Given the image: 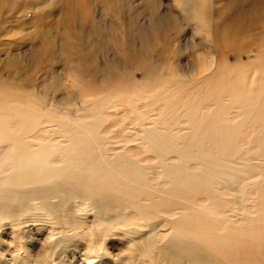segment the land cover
Instances as JSON below:
<instances>
[{
	"label": "bare ground",
	"instance_id": "obj_1",
	"mask_svg": "<svg viewBox=\"0 0 264 264\" xmlns=\"http://www.w3.org/2000/svg\"><path fill=\"white\" fill-rule=\"evenodd\" d=\"M86 1L103 4L109 0ZM177 1L183 2V15L173 10L161 13L154 0H141L142 14L149 15L148 26L143 21L140 24L141 20H128L127 27L118 29L112 24L111 30L103 26L85 36L84 26L73 34L68 24L61 48L49 52L40 42L58 17L66 16L65 0H52L48 12L44 11L47 0H0L7 5L6 19L31 14L28 23L35 30L10 42L3 34L10 32L6 21L0 22V68L10 57L24 63L23 56L18 58L13 50L26 44L32 46L28 57L43 67L38 77L25 74L27 68L20 63L11 74L0 75V232L5 233L4 227L9 225L10 246L16 240L26 242L22 231L32 224L39 234L47 227L41 239L49 255L65 243L83 240L99 256L103 251L98 253L99 243L105 246L114 235L139 246L138 253L129 256L138 264H264V123L260 135L253 128L264 111L232 102L240 96L242 103L264 102V90L251 94L259 96L253 102L254 97L246 96V88H257L250 75H245V86L234 94L233 84L227 82L231 101L212 116L190 98L202 95L213 105L210 93L183 90L179 85L170 88L165 97L155 92L150 101L134 103L145 92L141 81L162 74L165 64L185 72L195 69L196 59L206 60L209 66L205 71L199 68L192 78L201 87L220 72L225 55L217 48L226 46L220 37L221 25L216 27L214 41L208 33L205 47L194 40L192 50L181 44L185 26L179 22L192 23L197 31L195 21L200 20L211 28L207 21L210 5H200L199 0ZM114 2L129 4V0ZM104 6L109 9V4ZM120 30L128 39L126 45L119 42ZM169 32L175 33L170 48L167 42L164 50L144 59L137 55L139 38L144 36L151 44L153 33L167 36ZM125 46L135 55L124 54L121 49ZM215 56L219 65L206 73L214 66L210 58ZM123 61H136L132 72L125 71ZM136 71L144 76H136ZM165 83L159 79L150 90ZM39 89L44 101L37 102L34 96ZM162 100L168 101L158 113L155 105ZM191 104L198 111L189 108ZM256 109L260 111L253 113ZM129 111L132 122L127 121ZM188 113L200 116H190L192 121L178 131L175 126L180 121L175 116L188 117ZM117 117L119 121H114ZM115 127L119 136L110 134ZM204 142L206 148L200 150L199 144ZM158 161H162L161 170ZM127 217L136 222H126ZM3 251L0 255L6 253Z\"/></svg>",
	"mask_w": 264,
	"mask_h": 264
},
{
	"label": "rangeland",
	"instance_id": "obj_2",
	"mask_svg": "<svg viewBox=\"0 0 264 264\" xmlns=\"http://www.w3.org/2000/svg\"><path fill=\"white\" fill-rule=\"evenodd\" d=\"M154 1L156 2L155 7H157L158 11L161 13L166 12L167 10H173L172 12L174 13L182 14L183 2L178 3L177 0H154ZM207 1L199 0L200 5L205 4L208 7L210 5V12L207 15V21L208 22L211 21V25H212L211 28L213 31L211 30V28H208L205 25H203V23L200 20L195 21L199 28V30L197 31L193 28L194 26L191 25L192 23L189 26L185 21L181 20L179 22V25L180 23H182L181 25L185 26V27L183 26L184 31L183 33H181V37H182L181 44L183 45L184 49L192 50L190 46L194 40V41H200L201 46L205 47V45H207L206 41H208L207 39L209 38L208 33H210L211 35L209 39H211L210 41L212 42L213 40L212 38L215 37V35L217 34L218 26L221 25V28L223 29L220 30V34H221L220 37L224 38V40L226 41V46L220 45L217 49L218 50L221 49L224 52L225 56L220 65L218 63L217 56H215L214 58H210L211 62L214 61V64H213L214 66L212 68H209L206 72V73L213 72L214 69L219 65L220 72L218 73V75L214 76L215 78L212 81L206 83L205 86L201 87L200 85L197 86L192 78H193V75L195 77V71L197 72L199 68L205 71V69L209 66V63L206 62V60L204 61V59H200V60L196 59L195 60L196 70L193 67V68H188L185 72H181L179 70V67H176L174 65L165 64L163 65L161 69L162 74L160 73L153 74L151 75L153 77H149L146 80L141 81L144 84L145 92L144 93L142 92L140 97L136 96L138 99H136L134 103H137L141 99H147L150 101L152 99V95L155 92H157L161 97H165L167 95V92L170 91V88H172L174 85H179L181 88H183V90H191L196 93H202V92L210 93V98H213L214 100L213 105L207 104V100H204L202 95L190 97V98L191 100H197L198 104L201 105L204 111L211 112L209 116H212L214 114V110H217V111L223 110L224 104L226 103L227 105V103L231 101L229 100V97H228V94H229L228 89L230 87H228L227 85L230 83L233 84V94L239 89L242 90L243 86H245L243 84V81H245L246 74L250 75V78L252 79V83H254V86H257L255 90H253L251 86L249 88H246V93H248V95L246 96L254 97L250 101L256 102V98H258L259 96H255L251 94H253L254 92L260 91V90H264V0H207ZM209 1L210 2L212 1V2L209 3ZM51 2L52 0L50 1L47 0V2L44 4L45 12L50 11L51 7L53 6ZM108 2H104L103 4H100V3L95 4L94 2H87L86 0H65V3L63 5L65 6L64 10H65L66 16L62 15L58 17L59 21L52 24V26L50 27V31L48 32L47 36L43 39V41L40 42V45L44 46L49 52L58 51L61 48V40L63 39V30L64 28L68 26V24H70V27H72L73 34L76 31H80L82 27L84 26L85 36H87L88 34H91L92 32L95 33L96 29L103 30L104 29L103 26H105L106 30H108V28L109 30H111L110 26H112V24H115L116 28L118 27V29H120L122 28V26L127 27V22L129 21H132V22L134 21L135 23H137L140 20L141 21L139 23L141 24V22L143 21V24L145 23L144 24L145 26L147 25L146 22L148 23L150 20L149 15L142 14L141 12V10L143 9V4L141 3V0H129V4L127 5L118 4L119 2L118 3L114 2V0H109ZM105 4H109V7H108L109 9L107 8L105 9V6H104ZM7 14H8L7 5H5L4 3L3 4L0 3V22L6 21L5 23H6L7 31H10L9 32L10 34L3 33L5 34V37H4L5 40L8 39L7 41H10V42L11 41L18 42L22 40L21 38L25 37L27 34L35 33L32 23H28L30 20L31 14L26 15V16L23 14H17V16L14 18L6 19L5 17ZM68 15H70L71 18H67ZM123 18H124V21L122 20ZM49 23H50V20H48L47 24ZM118 32H120L118 35L121 37V39L119 38V42L123 45H126V41L128 39L124 37V32H122V30ZM172 33L173 32H169L168 33L169 36L168 35L165 36L162 33L161 35L158 33H153V37L151 38V41H152L151 44H149L146 41L147 39H145V37L142 36L143 38H139V41L136 42L135 44L137 55L142 56L141 59H144L147 57L148 54L152 55L154 51L157 52L159 50H164L167 42L169 43V48H170V44L175 39L174 38L175 33L173 34ZM145 46L150 47V49L145 50L144 49ZM29 49L31 51L32 46L26 44V45H23L22 48L19 50H13V54L17 56L18 58L21 59V57L23 56L22 61L24 63H20L21 61H19L17 58L10 57V59L7 60V63H5L7 65H4L3 67L0 68V71H1L0 75L2 74L4 75V73H5L4 76H6L8 73L11 74V72H13L12 70H14L13 67L17 69L16 67H19V65L21 64L20 67L25 66L24 68L28 69V70L24 69L23 72L25 74L26 73L36 74V76L38 77V75L42 72V71L39 72V70L43 67L40 62L37 63L38 61H36L37 63L36 64L31 58L28 57V54L30 53ZM121 50L128 57H131V53L133 52L132 48L125 46ZM141 50H144L145 52H143L142 54L138 53ZM202 51H204V49L199 50V52H197V55L198 53L199 54L202 53ZM133 54L135 55L134 52ZM184 54L185 53H182L181 57H184L185 56ZM212 55L214 54H207V56H212ZM4 56L5 55H2V58ZM3 59H5V57ZM8 62L11 65L8 64ZM156 63H159V62L156 61ZM223 63H226V64H223ZM135 65H136V61H132V62L123 61L121 63V66L127 72H132ZM147 71L149 72L148 69ZM244 72L246 73L243 74ZM135 75L138 77L144 76L142 75V71H136ZM162 78L166 81V83L164 85L159 86L156 89L150 90V85L153 83H156L159 79H162ZM250 78L247 82L251 80ZM175 81L177 82L176 84H175ZM223 82L225 83L230 82V83L225 84ZM42 94H43V91L40 89L35 91L34 100L37 102L38 101L40 102V100L44 101L42 98ZM238 100L242 101L241 96L238 98H235V100L233 99L232 102L233 103L236 102L237 103L236 105L239 107L240 106L256 107L264 111L263 101H260L257 104H252L249 102L242 103V102H239ZM167 101L168 100H162L158 102V104L155 105L156 112L158 113L161 112L163 108L166 106ZM191 107H195L196 110L198 111V108L196 107L195 104H191L189 108ZM259 109H256L253 113H255L257 110L260 111ZM129 112L126 114V117H129V119L127 118L128 119L127 121L132 122L134 120V117H130L132 112L131 111ZM190 116H200V115H194L192 113H188V117L184 116L182 118H179L178 115L175 116L174 119L177 121V123L178 121H180V124H177L175 126L178 131H181L182 126H187V124L190 121H192ZM221 117L225 118V116L220 113V118ZM242 117L246 121H248L246 116L242 115ZM121 118L123 117L121 116ZM114 121H119V118ZM257 122L258 124H256L253 128L255 131L258 132V135H260L261 133L259 132L264 123V114L257 120ZM114 124L115 122L113 123V125ZM118 127L119 126H117V128ZM105 130L107 129H103V131ZM110 130H113L110 133L112 136H119L116 130V127L111 128ZM189 130L190 129H185L184 131H189ZM199 145H200L199 146L200 150H202V148H206L205 142L200 143ZM161 162L162 161H158L157 167L159 170L162 169ZM149 171L151 170L149 169ZM200 194H207V193L202 192ZM200 198L201 196L197 198L196 201H198V199ZM183 202L190 204L191 201H187L186 199H184ZM78 205H80V203ZM125 221L129 223L136 222V220L130 221L129 217H127ZM137 224L138 223H135V225ZM8 226L9 225L4 227L6 229L4 230L5 233L0 232V234H3L1 235L2 236L1 239H4V241L0 239V250L2 251L4 250L3 253L4 252L7 253L9 251L11 255L10 253L1 254L0 261L2 259L3 260L1 261L0 264H11V263L12 264L13 263L14 264H138L139 263V261L136 258L133 257V259H131L129 257L131 254L136 255L138 253V251L140 250L139 246L133 245L132 243L128 241L127 238L115 237L114 235L109 236L110 238H108L109 240H106L107 244L105 243V246L103 245L104 242L103 243L100 242L101 244L99 243L100 249L98 250L97 248V250L99 251L98 253H100L103 250L100 253L101 255L99 256H95L97 255L96 254L97 252H95L94 248L92 249L90 248L91 249L90 250L89 248L85 247L87 245L84 244V242L82 244L83 240L77 241V242L73 241V242L65 243L63 244V246H61L58 249L61 252L58 253V250H55V252H50L53 254L49 255L48 254L49 252L46 250L47 246H45L46 245L44 244L45 242L42 241L41 239V237H43V234L45 233V230L47 233V229H46L47 227L45 226L46 228L43 229L44 228V227L42 228L43 225H41V229H43L44 233L41 234L42 232H40L41 235L39 234V230L35 229L36 227L35 225L30 224V227L27 225L26 227L27 231H26V228L24 227L25 225L22 226L25 228V229L23 228L24 231L22 232L26 233L24 234L26 237V240H25L26 242L21 243V242H18L19 240H16L15 243H11L12 246L16 245V247L14 246L13 248L14 250H13L12 246H10L9 244L13 235L12 233L10 234L11 228H9ZM7 227L9 228V230ZM27 235L32 237L33 239L29 238ZM24 245H27L28 247ZM17 247H20V248L18 249ZM22 247H26V248H22ZM103 247L106 249V251L104 250ZM16 248L19 251L16 250ZM55 248L56 247H54V249ZM92 250L93 252H91ZM24 252H27V253L25 254ZM12 254L20 258L16 259L15 258L16 256L14 257ZM2 256L4 257L1 258ZM21 257H24V258H21ZM14 258L17 262L14 261Z\"/></svg>",
	"mask_w": 264,
	"mask_h": 264
}]
</instances>
